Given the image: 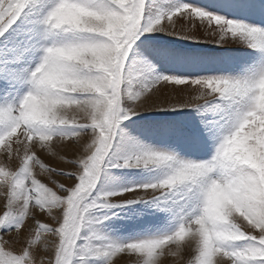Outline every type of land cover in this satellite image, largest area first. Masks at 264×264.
Masks as SVG:
<instances>
[{
  "label": "snow or ice",
  "instance_id": "6c2138e0",
  "mask_svg": "<svg viewBox=\"0 0 264 264\" xmlns=\"http://www.w3.org/2000/svg\"><path fill=\"white\" fill-rule=\"evenodd\" d=\"M264 264V0H0V264Z\"/></svg>",
  "mask_w": 264,
  "mask_h": 264
},
{
  "label": "rangeland",
  "instance_id": "374dc122",
  "mask_svg": "<svg viewBox=\"0 0 264 264\" xmlns=\"http://www.w3.org/2000/svg\"><path fill=\"white\" fill-rule=\"evenodd\" d=\"M165 264H172V260L171 258H169L168 260L165 261Z\"/></svg>",
  "mask_w": 264,
  "mask_h": 264
}]
</instances>
